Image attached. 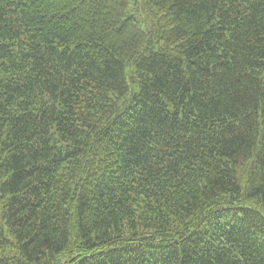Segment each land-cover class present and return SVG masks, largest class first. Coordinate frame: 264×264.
I'll use <instances>...</instances> for the list:
<instances>
[{"label": "trees", "instance_id": "16d2710c", "mask_svg": "<svg viewBox=\"0 0 264 264\" xmlns=\"http://www.w3.org/2000/svg\"><path fill=\"white\" fill-rule=\"evenodd\" d=\"M0 264H264V0H0Z\"/></svg>", "mask_w": 264, "mask_h": 264}]
</instances>
